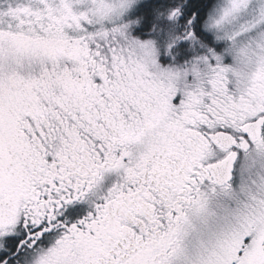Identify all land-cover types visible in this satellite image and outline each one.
Segmentation results:
<instances>
[{"label":"snow or ice","instance_id":"1","mask_svg":"<svg viewBox=\"0 0 264 264\" xmlns=\"http://www.w3.org/2000/svg\"><path fill=\"white\" fill-rule=\"evenodd\" d=\"M0 264H264V0H0Z\"/></svg>","mask_w":264,"mask_h":264}]
</instances>
